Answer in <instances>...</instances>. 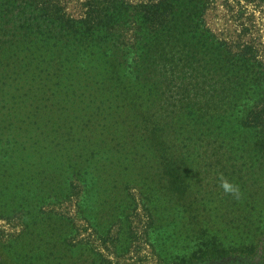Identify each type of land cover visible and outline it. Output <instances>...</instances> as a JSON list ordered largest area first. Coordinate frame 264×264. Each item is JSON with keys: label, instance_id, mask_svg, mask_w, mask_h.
I'll list each match as a JSON object with an SVG mask.
<instances>
[{"label": "trees", "instance_id": "obj_1", "mask_svg": "<svg viewBox=\"0 0 264 264\" xmlns=\"http://www.w3.org/2000/svg\"><path fill=\"white\" fill-rule=\"evenodd\" d=\"M211 3L0 0V264H113L141 213L158 264H264V60Z\"/></svg>", "mask_w": 264, "mask_h": 264}, {"label": "rangeland", "instance_id": "obj_2", "mask_svg": "<svg viewBox=\"0 0 264 264\" xmlns=\"http://www.w3.org/2000/svg\"><path fill=\"white\" fill-rule=\"evenodd\" d=\"M85 0H65L67 9L74 16H80L84 11ZM132 2L147 1V0H130ZM208 26L221 38L231 42H251L259 51L260 57L264 60V0H212L211 6L206 14ZM67 210L72 214L76 213L75 204H65ZM144 213L136 218V228H138V237L132 245L129 253L117 256L111 250H105L103 243L91 237L94 246H99L100 250L105 252L113 264H158L157 258L153 254L151 246L147 243L143 235ZM14 222L0 221V226L4 230V235L7 239L1 241L0 249L5 250V242H8V235L14 233ZM92 233L91 230L84 231L81 238H86ZM244 257H230L223 261H211L206 264H261L260 259L248 261Z\"/></svg>", "mask_w": 264, "mask_h": 264}, {"label": "clouds", "instance_id": "obj_3", "mask_svg": "<svg viewBox=\"0 0 264 264\" xmlns=\"http://www.w3.org/2000/svg\"><path fill=\"white\" fill-rule=\"evenodd\" d=\"M221 186L224 189V191L227 193H237L238 192L237 187L231 184L230 182H228L227 180L222 181Z\"/></svg>", "mask_w": 264, "mask_h": 264}]
</instances>
